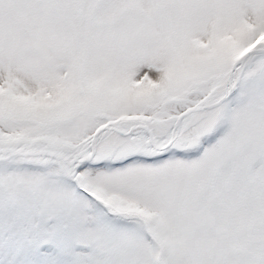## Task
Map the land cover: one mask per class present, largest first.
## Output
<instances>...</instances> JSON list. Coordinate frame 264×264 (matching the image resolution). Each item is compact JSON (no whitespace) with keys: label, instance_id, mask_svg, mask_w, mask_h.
Masks as SVG:
<instances>
[{"label":"snow or ice","instance_id":"6c2138e0","mask_svg":"<svg viewBox=\"0 0 264 264\" xmlns=\"http://www.w3.org/2000/svg\"><path fill=\"white\" fill-rule=\"evenodd\" d=\"M0 264H264V0H0Z\"/></svg>","mask_w":264,"mask_h":264}]
</instances>
